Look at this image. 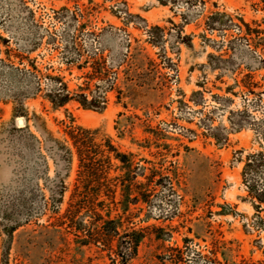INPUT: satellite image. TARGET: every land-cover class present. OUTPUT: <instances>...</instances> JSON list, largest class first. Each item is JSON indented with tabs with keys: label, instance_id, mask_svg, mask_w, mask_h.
Returning a JSON list of instances; mask_svg holds the SVG:
<instances>
[{
	"label": "rangeland",
	"instance_id": "374dc122",
	"mask_svg": "<svg viewBox=\"0 0 264 264\" xmlns=\"http://www.w3.org/2000/svg\"><path fill=\"white\" fill-rule=\"evenodd\" d=\"M126 11L145 21L125 23ZM217 13L231 30H207ZM146 25L165 30L160 47ZM0 50L42 81L17 102L9 94L28 79L0 63V259L5 247L8 264H122L117 243L75 241L93 228L87 211L62 225L79 169L67 133L78 127L145 168L108 205L119 242L142 236L127 264H264V206L243 178L247 154L264 153V0H0ZM97 67L117 74L113 91ZM49 76L68 85L66 106L47 99ZM230 119L244 128L217 141Z\"/></svg>",
	"mask_w": 264,
	"mask_h": 264
},
{
	"label": "trees",
	"instance_id": "16d2710c",
	"mask_svg": "<svg viewBox=\"0 0 264 264\" xmlns=\"http://www.w3.org/2000/svg\"><path fill=\"white\" fill-rule=\"evenodd\" d=\"M125 13L128 18L125 23H130L129 21L131 19L140 18L139 16L130 14L128 11ZM183 19L185 23L188 22L184 16ZM206 27L211 33L216 31L225 32L226 30L232 29V20L225 14L217 13L207 20ZM145 31L148 36L146 41L148 44L155 47H160L163 44L165 37L164 29L160 27L148 29L146 25ZM0 63L4 66L6 72L14 73L15 75L28 79L27 88L21 89L20 87L17 92L9 94L15 101L20 102L21 99L33 97L41 90L42 81L38 74L39 70L35 65L30 64L31 68L26 67L20 69L19 67L9 66L2 60H0ZM107 68H93L91 74L94 77H106V92H109L114 90L117 74L113 78L114 80L110 79L111 72ZM49 77L54 81L55 85H51L49 94L46 96L47 99L57 107L66 106L72 99L68 85L61 78ZM80 98L79 101L83 107L97 109L93 105L95 102L98 103L97 101L99 100L93 99L89 101L87 96H81ZM105 99V96L101 99L103 105L106 104ZM241 113L246 114L247 112ZM230 124L231 129L230 131L225 129L223 138H219L216 134L211 133V135L217 141L227 142V136L230 132L240 131L244 128L243 124H235L232 122V119H230ZM67 134L77 151L79 169L69 208L66 211L65 217H63L67 219V222L63 221L62 225L66 226V231H71L73 226H70L68 219L78 217V213L87 211L91 215L93 228L85 236H78L77 233H74L75 241L82 246L93 245L96 248L100 249L103 247V249L106 248L111 251H114L113 245L117 243V251L114 253L122 264H127L136 256L142 236L139 234V230H132L131 234L127 236V240L119 242V224L117 220L110 218L111 209L108 205L113 204L117 206L116 199L120 185H124L125 191L128 194L132 192L134 181L139 176L146 177L143 172L145 168H142L141 170L143 171L139 172V169L134 167L131 156L120 152L111 141L98 139L92 130L73 127ZM263 167L264 153L247 154L243 172L244 183L247 186L250 196L259 203L258 207L260 209L264 206V176H260ZM121 172L124 173L121 174ZM260 223L264 228V219H261ZM14 232L15 229L7 232L11 239ZM2 252L4 253V257L0 259V264H8L6 260L8 255L7 249L3 247Z\"/></svg>",
	"mask_w": 264,
	"mask_h": 264
},
{
	"label": "water",
	"instance_id": "95a60500",
	"mask_svg": "<svg viewBox=\"0 0 264 264\" xmlns=\"http://www.w3.org/2000/svg\"><path fill=\"white\" fill-rule=\"evenodd\" d=\"M18 123H19L20 125H23V124H24V120H23V119H20V120H18Z\"/></svg>",
	"mask_w": 264,
	"mask_h": 264
}]
</instances>
